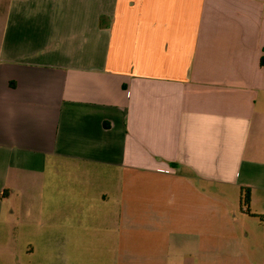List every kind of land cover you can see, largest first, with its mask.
Here are the masks:
<instances>
[{"label": "crops", "instance_id": "crops-1", "mask_svg": "<svg viewBox=\"0 0 264 264\" xmlns=\"http://www.w3.org/2000/svg\"><path fill=\"white\" fill-rule=\"evenodd\" d=\"M17 193L0 264H264V0H0Z\"/></svg>", "mask_w": 264, "mask_h": 264}, {"label": "rangeland", "instance_id": "rangeland-1", "mask_svg": "<svg viewBox=\"0 0 264 264\" xmlns=\"http://www.w3.org/2000/svg\"><path fill=\"white\" fill-rule=\"evenodd\" d=\"M16 203L15 204H8L7 202L3 203L1 205V214H0V247L6 246L8 239L11 238V236H9V231L11 230V228L15 225L18 224V226L20 227V229H24L27 226H24L23 223V219L20 216V214L23 211V207L19 206L18 204V199H19V194L17 193L16 195ZM75 201V199H74ZM15 209L16 213H17V217H15V219H9L8 218V211L9 209ZM247 228L255 231L256 233L258 232V226H257V222L254 221H249L247 222ZM70 228V229H75V221L74 220H69V221H65L64 223V228ZM68 240L67 242V251L65 252V255L70 259V262H72V264H75V250L73 248L74 246V242H73V237L72 236H68L66 238ZM7 252H4L3 250H1L0 248V261H6L7 260Z\"/></svg>", "mask_w": 264, "mask_h": 264}, {"label": "trees", "instance_id": "trees-1", "mask_svg": "<svg viewBox=\"0 0 264 264\" xmlns=\"http://www.w3.org/2000/svg\"><path fill=\"white\" fill-rule=\"evenodd\" d=\"M241 202L243 206H247L249 203V193H248V189H245L244 194L241 198Z\"/></svg>", "mask_w": 264, "mask_h": 264}]
</instances>
